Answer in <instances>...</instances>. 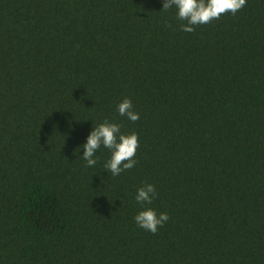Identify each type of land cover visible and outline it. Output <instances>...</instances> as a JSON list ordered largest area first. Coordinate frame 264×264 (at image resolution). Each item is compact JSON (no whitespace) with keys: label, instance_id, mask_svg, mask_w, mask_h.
<instances>
[{"label":"trees","instance_id":"1","mask_svg":"<svg viewBox=\"0 0 264 264\" xmlns=\"http://www.w3.org/2000/svg\"><path fill=\"white\" fill-rule=\"evenodd\" d=\"M163 2L0 0V264H264V0L190 33ZM105 120L118 176L82 158Z\"/></svg>","mask_w":264,"mask_h":264},{"label":"clouds","instance_id":"2","mask_svg":"<svg viewBox=\"0 0 264 264\" xmlns=\"http://www.w3.org/2000/svg\"><path fill=\"white\" fill-rule=\"evenodd\" d=\"M247 0H164L163 9L168 10L175 7L177 18L186 21L181 24L184 32H193V26L211 23L222 15L231 13L235 15L246 6ZM119 115L126 116L130 121L139 120V114L133 111V104L130 98H124L118 104ZM103 146L111 151V158L104 165L107 171L113 176H118L122 171L132 169L137 161L135 155L139 148V137L136 132L130 134L121 133V126L108 120L103 121L93 128L87 137V142L82 145L84 151L82 158L87 162V167H94L98 158L95 153ZM157 192L153 184L145 183L137 190L136 201L141 205V210L135 217L136 224L155 234L159 227H162L168 220L166 212L157 214L156 210L145 205H151L156 198Z\"/></svg>","mask_w":264,"mask_h":264}]
</instances>
